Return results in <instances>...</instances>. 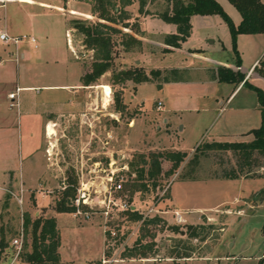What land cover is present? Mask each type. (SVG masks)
<instances>
[{
    "label": "rangeland",
    "instance_id": "374dc122",
    "mask_svg": "<svg viewBox=\"0 0 264 264\" xmlns=\"http://www.w3.org/2000/svg\"><path fill=\"white\" fill-rule=\"evenodd\" d=\"M34 1L44 5H33L32 0H6V14L13 25L10 33L33 35L38 44L34 53L43 49L50 54L49 49H53L56 61L50 60L43 66L40 69L42 77L32 79L31 83L55 87L21 92L14 89V105L1 106L8 108L14 124L19 126V133L15 149L11 151L14 155L11 154L8 163L13 184L1 176L0 160V186L3 185L0 189V232L4 231L8 243L2 255V258L7 257L4 261L1 259L0 264H26L18 258L21 249L12 244L22 234L21 248L26 245V250H31V228L26 232L22 226L26 213L32 221L55 218L59 231L58 264H102L104 259L109 260L107 264H261L264 255V158L255 155V161L249 160L257 165L252 173L240 174L241 157L229 151H207L204 146L212 142L249 144L253 141L254 135L248 130L260 127L261 112L257 95L248 85L264 92V51L248 85L231 105L224 98L217 111L212 110L206 117L187 111L174 114V99L184 97L192 89L175 84L162 86L166 83L164 77L175 80L176 72L160 71L159 80L146 84L121 83L116 78L121 71L140 67L139 63H134L135 54L130 52L139 48L136 43L130 44L128 51L116 46L111 69L100 76L94 75L93 52L83 47V36L75 29L65 32L68 26L73 28L72 19L90 18V1L72 3L69 11L63 14L60 0ZM131 1L139 4L140 0ZM142 1L144 10L151 14L158 15L167 8L165 0ZM217 2L235 25L232 15L239 14L237 10L228 0ZM27 13L35 14L34 29H30ZM77 17L80 19H75ZM3 20L4 10L0 9V29ZM164 24L177 31L175 24L162 18L150 23L149 27L152 29L153 25L161 30ZM129 25L128 29L137 31V20ZM43 30L47 31L49 39L42 42L39 35ZM226 30L231 38L229 28ZM207 34L214 39L213 31L207 30L195 33V37L205 39ZM243 40L236 48L239 60L232 40L228 51L219 50L217 57H231L234 64L239 61V67L242 59V68L246 67L258 47L250 45L248 39ZM207 46L193 40L186 47ZM179 63L178 55L158 52L147 56L142 64L156 69ZM198 75V72L184 71L182 79H196ZM84 76H88L89 89L83 87ZM104 85L111 91L106 105L100 88ZM227 91V87L219 86L217 94L225 95ZM116 96H120L124 107L121 113L115 112ZM158 102L162 103L161 108ZM241 102L250 109L244 115H236L234 106ZM180 106L182 109V104ZM25 115L28 118L25 119ZM46 121L55 123V134L48 140L43 128ZM28 128L32 129L31 142L26 139ZM33 145L36 148L28 147ZM197 148L198 163L192 164L190 160ZM175 150L188 153L177 170L170 173V163L162 161L156 187L150 182L148 192L136 191L134 170L141 166L142 157ZM230 172L233 175L225 176ZM67 181H76L81 215L54 210L58 193ZM116 184H120L121 189L116 190ZM123 205L127 209H122ZM130 208L144 217L159 216L164 222L150 228L154 237L143 240L150 242L154 251L147 260L120 259L139 237L141 222L128 219ZM105 210H108L107 217L103 213ZM149 210L152 212L148 213ZM175 211L186 219L185 223L176 222ZM107 230L115 232L113 240L110 235L106 237Z\"/></svg>",
    "mask_w": 264,
    "mask_h": 264
},
{
    "label": "trees",
    "instance_id": "16d2710c",
    "mask_svg": "<svg viewBox=\"0 0 264 264\" xmlns=\"http://www.w3.org/2000/svg\"><path fill=\"white\" fill-rule=\"evenodd\" d=\"M66 1V0H65ZM92 6V13L99 20L106 22H89L86 20H73L71 23L73 28L83 36V46L86 50L93 52L92 71L94 75L100 76L112 67L114 59V49L120 46L124 51H128L130 44H138L129 34H126L118 28L112 26H122L130 28L129 23L125 22L129 19V13L123 8L132 3L131 0H88ZM229 3L237 10L241 16V22L235 26L227 14L223 11L216 0H165L167 8L158 14L160 18L168 23H173L177 26L175 34L167 35L164 38V44L167 47L178 48L181 43L185 42L190 35L191 25L190 18L193 15L210 16L218 15L226 23L229 28L232 40V48L239 60L237 53V37L240 34H264V3L261 0H228ZM144 1H139V13L151 14L144 10ZM157 14V13H156ZM132 30V29H131ZM239 67V61H237ZM257 69V68H255ZM175 72V70L171 71ZM216 78L219 82L232 83L238 86L243 82L245 75L240 72H233L227 68H218ZM264 74V73H262ZM264 76V75H262ZM87 78V80H86ZM116 78L121 83L132 81L135 83H149L160 79L159 70H151L147 73L141 67H135L126 71H121L116 74ZM84 86L89 85L88 76H84ZM164 82H168V77H164ZM248 82L244 81L243 86H247ZM250 86V89L257 95L258 103L261 112V125L254 129L251 133L254 139L249 144L240 143H207L204 149L207 151H226L237 154L243 159V165L238 169L240 174H251L253 168L257 165L249 160L255 155H260L264 158V92L257 87ZM120 96L115 97V112L121 113L124 110L120 101ZM199 148L195 150L190 163L197 164V153ZM187 152L175 150L167 152L152 153L149 157H142L141 166L134 170L135 179L137 180V190L148 192L150 182L153 187H156L157 177L161 171L162 161L170 163V173H174L177 168L186 160ZM246 168V170H244ZM230 175L227 173L225 176ZM233 175V174H231ZM66 185L58 193V198L55 200L54 210L57 213H75L76 207L74 201L77 198L76 181H67ZM84 211V206L81 205ZM128 219L134 222H141L139 227V237L134 245L126 250L125 254L120 259H149L154 251L150 242L144 243L143 240L149 237H154L150 228L158 224L164 223L159 216L144 217L136 211L129 212ZM23 229L27 232L31 228L32 244L31 250H26V245H23L19 252L18 258L26 264H58L59 263V231L54 217L51 218H36L31 220L26 213L23 215ZM0 261H4L7 256H3V252L8 247L4 231L0 232ZM109 238V232L105 233ZM107 254V253H105ZM264 261V255L261 264Z\"/></svg>",
    "mask_w": 264,
    "mask_h": 264
},
{
    "label": "crops",
    "instance_id": "0c3cea01",
    "mask_svg": "<svg viewBox=\"0 0 264 264\" xmlns=\"http://www.w3.org/2000/svg\"><path fill=\"white\" fill-rule=\"evenodd\" d=\"M30 1V0H29ZM33 5L42 6L44 5L41 2L34 1ZM62 5V14L66 11H69V7L72 3L80 4L85 3L81 0H60ZM217 1V0H216ZM264 3V0H261ZM6 0H0V9L4 10V20H3V28L0 29V33L6 32L10 36H21L27 35L20 32L17 33H10L11 32V22L9 21V16L6 14L7 6L5 4ZM22 2V1H20ZM88 4V3H86ZM48 5V4H47ZM89 6V4H88ZM127 13H129V19L125 22L132 23L133 21H138L137 31L130 30L128 28L122 29V27L113 25L112 26L118 28L122 32L129 34L138 42V49H130L132 54H135L136 58L134 59V63H139L140 67L145 68V71L149 73L151 70H159L161 72L165 71H173L177 73L176 79L169 81V83H164V85L168 84H175L179 87H187L192 88L189 90V93L185 94L184 97H176L174 99L175 109L173 113L176 114L178 111L181 112H189L195 114H203L206 117L208 114L210 115L212 110L217 111V107L220 106L224 100L230 102V105L233 103L235 97L244 89L243 83L244 81H250L251 77L254 75L255 66H257L259 59L264 51V34H240L237 37V47L240 46L243 39H248V43L253 47L257 46V53L253 57V59L246 64V67L242 68V59L241 60V67H238L234 64V60L230 57V59H222L217 57L219 50L228 51L229 47L231 46V38L227 34V27L225 26L224 22L218 17L214 15L210 16H193L191 18V33L189 37L186 39L185 42L181 43L180 47L178 48H169L164 44V38L167 35L175 34L176 31L173 28L170 29L169 25L164 24L161 27V30L155 29L152 25L149 27L150 23H154V21L159 20L160 17L154 13L152 14H140L139 13V4L132 1L130 5H127L123 8ZM89 10L91 12V8L89 6ZM27 20L31 24L32 29L34 27V23L32 22L34 19L35 14L27 13ZM80 19V18H75ZM97 19L93 13H91L90 18L84 19L86 21L95 22ZM233 21L236 23L235 25L238 26L241 22V16L239 14L232 15ZM74 20V19H72ZM70 20V21H72ZM101 21V20H97ZM102 23H106L101 21ZM15 26V25H14ZM148 27V29H146ZM34 29V28H33ZM74 28H69L65 32H72ZM213 31L211 39L208 34L205 35V39L202 37H195V33L200 31ZM33 32V30H32ZM46 30H43V34L39 35L41 41L49 39L48 33ZM229 33V32H228ZM67 35V34H66ZM223 37H221V36ZM31 36V35H28ZM33 36V35H32ZM34 37V36H33ZM247 37V38H246ZM35 38V37H34ZM68 38V37H66ZM36 39V38H35ZM211 39V40H209ZM250 39V40H249ZM196 41L198 45L204 46V44H208L206 48H190L186 47L190 41ZM209 41V43H208ZM246 41V40H245ZM204 42V43H203ZM67 43H69V39H67ZM263 44V45H262ZM212 46V47H211ZM84 47V46H83ZM34 49H38V44L36 41V46L29 44L27 42H23L17 45L13 44H5L0 40V99L4 100L2 103L0 102V160L2 162V170L1 176L7 182H11L13 184L12 170L8 166L9 159L11 154L14 155L15 143L17 138V133H19V126L14 124L13 117L10 113H8V108L1 107L2 105L7 106L8 104L14 105L13 99L9 98V95L15 94V90L22 91V90H38V89H46L52 88L55 86H48L42 84H32V79H38L42 77V73L40 69L45 66L50 60L56 61L54 59V52L53 49L50 54L43 52L34 53ZM72 52V51H71ZM158 52L162 53H171L178 55L180 60L179 65H174L168 68H156V69H149L146 68L142 63L147 58V56H151L152 54H157ZM73 53V52H72ZM46 54V55H45ZM240 54V53H239ZM242 54V53H241ZM78 59V57L76 58ZM192 60V61H191ZM227 68L233 72L239 71L241 74L245 75L243 82H241L238 86L232 83L227 82H219L217 78L214 76L215 71L218 68ZM35 69V70H34ZM34 70L35 72L31 74V71ZM38 71V72H37ZM184 71L192 72L193 74L198 72L199 75L196 79H182V73ZM83 77V74L82 76ZM179 77V79L177 78ZM35 82V81H34ZM146 84V83H144ZM140 86V85H139ZM191 86V87H190ZM221 87H227L229 91L225 95H218L217 89ZM85 88V86H83ZM91 86L88 85L87 89ZM195 87V88H194ZM227 96V97H225ZM10 102V103H8ZM161 103V102H160ZM180 104H182L183 108H181ZM162 106V103H161ZM161 108V107H160ZM179 108V109H177ZM249 106L245 102L238 103L234 106V114L241 115L243 113H247L249 110ZM2 112V113H1ZM28 114V111H26ZM244 115V114H243ZM28 118L25 115V119ZM208 122V121H207ZM55 123L46 121L43 124L44 133L46 135V140H48L49 136L47 135V128L49 126H54ZM32 129L28 128L27 133V142L32 140ZM254 129H250L248 131H252ZM33 146H28L29 148ZM10 148H12L10 150ZM38 148V147H37ZM47 147H45L46 149ZM14 157V156H13ZM4 183V182H3ZM3 185L0 186V189H3ZM180 214L179 211H175ZM182 216V215H181ZM182 219H186L182 217ZM135 260V259H131ZM147 260V259H142Z\"/></svg>",
    "mask_w": 264,
    "mask_h": 264
},
{
    "label": "built area",
    "instance_id": "2783aa9c",
    "mask_svg": "<svg viewBox=\"0 0 264 264\" xmlns=\"http://www.w3.org/2000/svg\"><path fill=\"white\" fill-rule=\"evenodd\" d=\"M0 40L2 42H4L5 44H13V45H17V44H20V43H23V42H27L29 44H32L33 46H36V39L33 37V36H28V35H21V36H10L8 33L6 32H2L0 33ZM15 97L14 94H11L9 95V98L10 99H13ZM161 107V103L158 102V108ZM115 189L116 190H119L121 189V185L120 184H116L115 186ZM79 204H80V198H76L75 201H74V205L76 207V211H75V215H81V211L79 209ZM122 209H127V207L125 205L121 206ZM131 211H135L133 208H130ZM152 212V210H149L148 213ZM104 215L107 217L108 216V210H105L104 212ZM86 217H88V215H86ZM148 217V216H147ZM175 219H176V222L177 223H185V220L182 219V216L181 214H179L178 212H175ZM109 235H110V240L114 239V236L116 235L114 231H109ZM22 234L15 238L13 241H12V244L18 249L20 250L21 249V246H22ZM109 262V260H103L102 261V264H107Z\"/></svg>",
    "mask_w": 264,
    "mask_h": 264
},
{
    "label": "bare ground",
    "instance_id": "6f19581e",
    "mask_svg": "<svg viewBox=\"0 0 264 264\" xmlns=\"http://www.w3.org/2000/svg\"><path fill=\"white\" fill-rule=\"evenodd\" d=\"M100 88L103 89V94H104V103L105 105L109 102V99H110V95H111V91H110V88L106 85L104 86H100ZM55 134V131L53 129V126H49L47 128V135L49 137L53 136Z\"/></svg>",
    "mask_w": 264,
    "mask_h": 264
}]
</instances>
